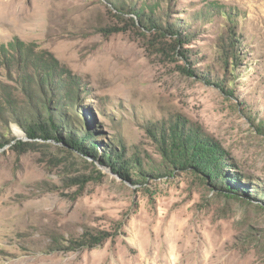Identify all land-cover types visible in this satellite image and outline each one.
Returning a JSON list of instances; mask_svg holds the SVG:
<instances>
[{
	"label": "rangeland",
	"instance_id": "rangeland-1",
	"mask_svg": "<svg viewBox=\"0 0 264 264\" xmlns=\"http://www.w3.org/2000/svg\"><path fill=\"white\" fill-rule=\"evenodd\" d=\"M0 90V264H264V0H0Z\"/></svg>",
	"mask_w": 264,
	"mask_h": 264
},
{
	"label": "trees",
	"instance_id": "trees-1",
	"mask_svg": "<svg viewBox=\"0 0 264 264\" xmlns=\"http://www.w3.org/2000/svg\"><path fill=\"white\" fill-rule=\"evenodd\" d=\"M152 14V13H151ZM30 66V62L27 64ZM52 70L47 66L44 67L42 70L36 71V77H34V74H28V82L24 86L27 87L29 91V101L32 105H45L48 114L51 116L53 120H55V115L53 113V103L49 101V99L46 96V89L49 88L50 90H53L56 86L55 82V73L51 75ZM54 81V82H53ZM35 85V88L37 91L34 93L33 86ZM26 89V90H27ZM4 93L5 95H2ZM68 98H72V94H68ZM0 96H3L8 99V103L17 109L18 102L16 100V97L14 93L10 90H3V92L0 90ZM71 100V99H70ZM72 102V101H69ZM63 105V103H61ZM64 106V105H63ZM0 108H2L0 106ZM64 107H62L63 109ZM32 110L29 107V110L27 111L28 116L31 121V124L33 126H39L41 124V121L36 119L35 116H33L34 113L31 112ZM15 115H13L14 117ZM26 116V115H24ZM17 120V119H16ZM19 121H21L19 119ZM23 124L24 122L21 121ZM42 124L44 126H47V123L43 122ZM69 128V127H68ZM29 131H34L33 127H29ZM80 129V128H79ZM193 133V132H191ZM189 135L186 136L185 139H182L181 136H175L171 142L166 143V150L163 152L165 160L169 164H173L174 166H181V167H187V166H194L195 168H198L201 170V172L205 175V180L207 185L215 190L216 192L224 193L229 198H235V199H241L240 195L237 191L234 192L233 188L230 185H227L223 183V174H221V169L224 168L223 163V157L221 153V149L217 147V145L210 141L205 140L202 138V140H195L193 142L188 140ZM91 151V149H90ZM221 170V171H220ZM220 172V173H219ZM221 174V175H220ZM241 193V192H240Z\"/></svg>",
	"mask_w": 264,
	"mask_h": 264
}]
</instances>
